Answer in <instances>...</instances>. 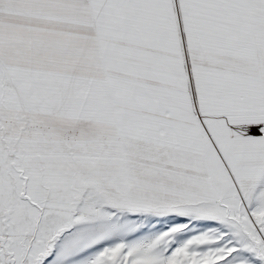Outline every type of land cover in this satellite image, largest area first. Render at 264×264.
<instances>
[{
	"label": "snow or ice",
	"instance_id": "snow-or-ice-1",
	"mask_svg": "<svg viewBox=\"0 0 264 264\" xmlns=\"http://www.w3.org/2000/svg\"><path fill=\"white\" fill-rule=\"evenodd\" d=\"M0 264H264V0H0Z\"/></svg>",
	"mask_w": 264,
	"mask_h": 264
}]
</instances>
